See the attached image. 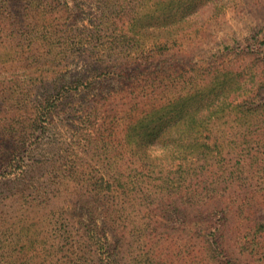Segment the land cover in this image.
<instances>
[{
	"label": "trees",
	"instance_id": "1",
	"mask_svg": "<svg viewBox=\"0 0 264 264\" xmlns=\"http://www.w3.org/2000/svg\"><path fill=\"white\" fill-rule=\"evenodd\" d=\"M64 1L66 4L63 7L62 0H0V20L6 21L10 27L15 23H22L29 40L35 35L34 39L46 42L48 46L53 42L58 43L59 47L67 45L68 50L76 57L85 55L89 59L74 75L66 76V69L62 66L53 67L49 71L50 79L41 73L31 77L25 93L19 98L0 94L1 105L6 101L25 100L33 87L35 89L39 86L47 92L50 90L48 94L38 95L39 99L31 94L27 101L31 105V113L24 118V122L0 121V221L4 206L10 208L20 203L30 209L47 210L43 221L46 227H50L47 237H44L49 241L47 249L35 247L23 264H128L127 260L132 253L131 239L138 242L141 230L153 232L158 227L183 224V219L188 216V209L200 216L198 219L201 224L195 222V226L200 228L195 229L193 235L201 238L205 253L215 259V264H253L258 256L264 257V234L257 236L256 233L261 227L264 229L263 223L254 222L251 227L249 225L245 240L233 241L228 237L230 228L226 223L227 212L236 208L239 218L248 221V210H245L240 199L234 196L244 185L239 173L219 171L218 164L214 171L211 164L201 172H196L194 166L196 160L209 159L204 151H196V148L204 145L203 141L198 143L194 140L197 136L189 134L190 131L197 134L198 130L188 116L200 112L205 106L207 107L204 115L210 116L211 109L218 106L213 103L214 97H218L220 93L222 98L226 91L221 82H217L218 87L214 82L208 91L199 86L193 91L180 90L166 101V107L171 110L166 113L160 112L159 109L142 110L138 121L133 119L129 122L130 133L137 127L148 129L142 139H136L135 144L138 150H144L130 152V156L138 165L133 171H119L114 175L112 173L115 170L107 171L106 175L97 170L95 175L88 177L91 172L83 169V158L78 156L77 151L86 153L89 147L96 148V141L100 140L102 144L104 142L101 139L103 135L95 138L93 131L85 126V121L90 120L91 112L97 110V105H85L84 120L82 118L80 125L71 134L70 143H67L68 149L71 148L69 155H59L57 160L47 165L48 158L39 152L42 139L48 138L52 130L53 116L58 115L62 101L71 92L86 95L97 91V82L102 76L122 77L125 75L124 69L129 65L140 66L153 57V52L160 53L166 49L177 35L183 34L185 25L192 18L199 19L204 15L208 18L228 2L89 0L86 3L89 10L85 15L87 24L94 28H83L86 31L83 30L81 36L69 35L66 39L70 41L66 42L63 37H56L55 27L60 21L71 20L74 23L76 13L82 10L83 1ZM68 4H71L72 8H69ZM137 5L152 12L148 22L152 25L154 23L151 30L160 38V41L153 43L147 50L143 46L141 50L145 51L140 53H134L128 45L113 40H121L129 35L122 30L125 23L117 22L123 21L121 17L125 9ZM105 25L110 28L104 30ZM96 27H99L98 30H95ZM111 40L113 41L109 42ZM165 78H162L160 84L163 80L169 81V78ZM262 78L264 80V77ZM119 92L123 96H138L139 100L142 97L149 100L157 93L156 90L145 86ZM204 101H208V104L204 105ZM95 102L98 104V100ZM227 102V108L233 109V113L241 112L240 117L253 115L251 109H243L241 103L234 102L233 99ZM9 103L13 105L12 102ZM194 104L199 106L193 107V110L187 109ZM224 107L225 102L219 105L220 111L217 112H227ZM72 112L75 111H70L68 115H72ZM184 139L192 140L184 151H179L176 146L174 150H168V143L181 147ZM159 144L165 150L164 156L151 153ZM217 154H220V151ZM236 154L239 156L240 153ZM113 158L120 159L119 155ZM42 166L50 168L41 172ZM36 171L38 176H35ZM44 174L47 175L46 182L43 179ZM62 180L70 182L82 191L72 197L75 194L64 189ZM202 183L204 184L201 185ZM138 212H142V216L136 220ZM139 220L144 221L139 223ZM197 230L200 231L197 233ZM34 234L37 238L41 233ZM4 249L6 247H2L0 237V264H13L5 261ZM165 256L160 258L162 261L157 257L145 258L144 261L136 255L135 264H163L162 262L167 260ZM203 261L205 263L204 259Z\"/></svg>",
	"mask_w": 264,
	"mask_h": 264
},
{
	"label": "rangeland",
	"instance_id": "2",
	"mask_svg": "<svg viewBox=\"0 0 264 264\" xmlns=\"http://www.w3.org/2000/svg\"><path fill=\"white\" fill-rule=\"evenodd\" d=\"M77 1H83V3L82 10L76 11L75 22L60 21L55 27L56 37H63L66 42L70 41L66 39L69 35L79 37L83 30L94 28L87 24L85 15L89 10L86 5L89 0ZM225 1L228 3L212 16L192 18L185 25L182 35H177L175 40L160 53L153 52V57L146 63H141L140 66L129 65L123 71L125 75L120 78L112 75L102 76V79L97 82V91L86 95L71 92L62 101L58 115L53 116L52 130L48 138L42 139L39 148V152L48 158L47 165L57 160L59 155L63 157L65 154L69 155L71 148L68 149L67 143H70L71 134L80 125L82 118L84 120L85 105H97V110L91 112V118L85 121V126L93 131L95 138L103 135L101 139L104 142L102 144L97 139L96 148L89 147L86 153L77 151L78 156L83 158V169L91 172L88 177L97 170L105 174L107 171L115 170L113 175L119 171H133L138 168V165L130 156V152L137 153L144 150L143 148L138 150L135 144L136 139H142L148 129L143 130L137 127L130 133L129 122L133 119L138 121L142 110L159 109L164 113L171 110L166 107V101L180 90L193 91L199 86L208 91L214 82L217 87V82H221L226 91L222 98L219 92V96L214 97L213 103L218 106L211 109L210 116L204 115L207 106L202 107L200 112L188 116L198 130L197 134L193 131L189 134L197 136L194 140L198 143L203 141L202 145H204L196 148V151H204L206 158L209 159V161L196 160L197 163L195 161L194 166H196V172H201L211 164V169L214 171V167L218 164L219 171L239 173L244 185L239 193L237 191L234 193V196L239 198L244 209L248 210L246 218L250 223L242 221L236 213V208H233V211L225 215L227 226L230 228L228 237L233 241L245 240L249 225L251 227L254 222L264 224V80L262 78L264 77V0ZM62 2L64 3L61 6L64 7L66 3L64 0ZM72 5L68 4V7L72 8ZM124 12L121 17L123 21L120 20L117 23L124 22L122 30L129 35L121 40L113 39L115 42L124 43L132 52L140 53L152 47L153 43L160 41L156 33L151 30L154 23L152 25L148 22L152 17L151 11H146L137 5L125 9ZM96 25L95 23L94 26ZM98 28L96 27L95 30ZM109 28L108 25L104 26V30ZM102 32L106 34L105 31ZM34 38L35 35L30 40L27 38L22 23H15L10 27L6 21L0 20V94H10V97L19 98L25 93L31 77L41 73L50 79L49 71L53 67L62 66L66 69V76L74 75L88 63L89 59L85 55L76 57L68 50L67 45L59 47L58 43L53 42L51 46H48L46 42H38ZM143 46L145 50H141ZM163 77L169 78V81L163 80L160 84ZM175 81L177 83H173ZM144 86L157 91L149 100L144 97L139 100L138 96H123L119 92ZM49 92L50 90L47 92L39 86L35 89L33 87L25 100L9 101L13 105L8 101L2 103L0 121L24 122V118L31 113V105L27 103L31 94L39 99L38 95ZM230 99L241 103L243 109H251L253 115L243 118L240 117L241 112L233 113V109L227 108V101ZM95 100H98V104ZM224 102L226 107L224 111L227 112L218 113L219 105ZM207 104L208 101H204V105ZM196 106L199 105L194 104L187 109L193 110L192 108ZM72 110L75 112L68 115ZM191 142V139H184L181 147L175 143L173 146L168 143L167 148L174 150L176 146L179 151H184ZM218 151L220 154H217ZM164 152L160 144L155 146V151H151L161 156H164ZM236 153H240L239 156ZM117 155L120 159L116 160L113 156L117 157ZM49 168V166H42L40 171L44 172ZM37 173L38 171L35 172V176ZM43 176L46 182L47 175ZM61 185L68 192L75 194L72 197H76L77 193L82 191L66 180H62ZM186 212L188 216L183 219V224L158 227L153 232L140 229L141 237L138 242L131 239L132 253L127 263L135 264L136 255L144 261L145 258L155 259V257L162 261L160 258L166 255L167 260L163 261V264H215V259L213 260L211 255L205 253L201 238L193 235V231L200 228L195 226L196 221L201 224L198 219L200 216L192 213V209ZM138 213L136 220L142 216V212ZM46 214L47 210L30 209L20 203L10 208L7 206L2 208L0 237L2 247H6L5 261L23 264L29 259V254L35 247L47 249L49 241H46L44 237H47L50 227H46L43 221V215ZM35 232L41 234L35 238ZM256 233H258L257 236H262L264 229L261 227ZM253 264H264V257L258 256Z\"/></svg>",
	"mask_w": 264,
	"mask_h": 264
}]
</instances>
